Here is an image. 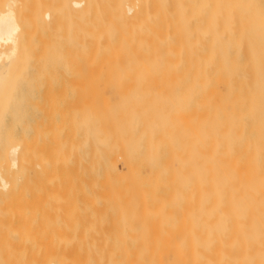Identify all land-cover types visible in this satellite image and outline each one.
Masks as SVG:
<instances>
[{
	"label": "bare ground",
	"instance_id": "6f19581e",
	"mask_svg": "<svg viewBox=\"0 0 264 264\" xmlns=\"http://www.w3.org/2000/svg\"><path fill=\"white\" fill-rule=\"evenodd\" d=\"M16 1L0 12V264H264V0H72V86L131 95L62 104V140L47 103L53 184L47 98L15 97Z\"/></svg>",
	"mask_w": 264,
	"mask_h": 264
},
{
	"label": "rangeland",
	"instance_id": "374dc122",
	"mask_svg": "<svg viewBox=\"0 0 264 264\" xmlns=\"http://www.w3.org/2000/svg\"><path fill=\"white\" fill-rule=\"evenodd\" d=\"M7 1L8 0H0V12L5 10V8H6V5L5 4H6ZM71 1L72 0H18V1H16L15 4L12 5V9H13V11L15 13L16 18H18V22H19L20 30H21V36L19 38L20 39V41H19L20 43L18 44V45H20L21 50L20 49H18V50H19V52L21 51L20 53L22 55H24V53H25V55L23 57H21L22 58L21 59V65H20V61H19V63L18 62L15 63L16 61L13 63V65L16 64V67L19 65L18 66V70L15 68V66H13V69L15 68L17 70L16 72L19 71L18 74H17V76H16V78L13 80V82H15V84H16V86H15V91H16L15 97L20 98V99H23V98H25V99H31L30 102H33L32 99H34V101H36L35 99L40 100L42 98V100H40V101L37 100L39 102L38 105L40 104V102L44 103L43 102V97H44V99L47 98V100L45 102L46 105L49 102H52L51 104L53 105L54 99H57V98H58L57 101L58 100L60 101V98L61 99H64L65 98L64 100H61V101L64 102L65 100H70L72 102L71 97L72 96L74 97L75 96L74 94H78L77 93L78 91L77 92L74 91V88L76 87L75 88V90H76L79 87L77 89L79 91L83 89V84L81 86L80 85H77L76 86V84H75V85H73L74 88L72 86V79L74 80V75H73L74 74L73 73L74 70H73V65H72V59H71V62H69L70 61L69 58H72L70 56L72 55L71 52H72V48L74 46V37H75V33L73 32V30H74L75 25L77 24V20L76 19H78V14L76 13V11H74V7L72 6V2ZM257 7L258 8H256V13L261 17V19H264V10L260 9L259 6H257ZM45 11H49L50 13H52V16L56 19L54 22H52L51 25L49 24V26L48 25H45V23L43 21L44 20V12ZM68 51L70 53H68ZM22 52H24V53H22ZM20 53L17 54V57H16L17 59L16 60H18V55ZM64 53L65 54L67 53L68 56L64 55ZM64 56L67 57V58H64ZM63 58H64V60H63ZM65 59H67L66 63H68L67 64V68L69 67L68 69H70L71 71H69V70L66 69V63H64L65 62ZM19 60H20V58H19ZM15 69H14V71H15ZM68 72H71V73L68 74ZM12 73H13V70H12ZM15 74L16 73H14V77H15ZM12 79H10V80H12ZM7 81L9 82V80H7ZM11 83H12V81H11ZM84 85H85L84 86V90L85 89L86 90L85 91L84 90L83 91H80V94H79L80 96L78 95L80 101H78L79 100L78 97L75 96L78 100L73 101L72 102L73 104L72 103H69V101H65L64 103H59V101H58V102H56V105L54 104L55 107L56 106L58 107L61 104V106L59 108L60 111H61V114H60V111L57 108H56V110L59 111V112L55 111V113L56 112L59 113V115L56 113L59 116V118L54 119L55 118L54 116H56L55 113L52 114L53 117H51L52 120H55V124L57 122H59V120L61 121V122H59V127L65 126L67 122L70 123V121H71L68 116H66V118L68 117V119H69L67 122H66L67 119H65V118L60 119V115L62 116V113L63 112L64 113L65 112H68V110H66V109H68V108L74 109L73 107H74V105L76 107L77 106V103L79 105L80 104L81 105H87L88 102H91V100L88 101V98L89 97L92 98V99L96 98V100H100L101 98H103L101 96V94L103 96L108 95V97H111V98L113 97V96H111L112 90H109L110 89L109 86H105V85H101V86H99V85L97 86L96 85L95 86V85H90L89 84L90 85V87H89V85L88 86L86 84H84ZM91 86H92V89H101V88L104 89L105 88L107 90L105 91V93L96 92V93H98V94H96V93H94V91L91 93L90 92ZM127 86L129 87V85H127ZM127 86L126 87L124 86V87L125 88H128ZM132 86H134V85H132ZM132 86H130V87L132 88ZM94 87H96V88H94ZM134 87L135 88H141V87L142 88H145V87L148 88L150 86H139L138 85V87H137L135 85ZM51 92H53L54 94H56V96L53 95L54 97H52L51 95L53 93H51ZM73 92H74V94H73ZM88 92L91 93V94L94 93L93 94V97H91L90 96L91 94H88ZM150 93L149 94H146V95H148V101L151 100L150 102H153L156 99L158 100V98H156V99H154V98L155 97H158L159 94H157L155 92H152V91ZM87 94L89 95L88 98L86 96ZM95 94L98 95V96H101V97H97ZM112 94H114L113 99L114 98L115 99H118V97L119 98H124V97L127 98L129 95H131V93L130 92L128 93V91H127V93L125 92V94L123 93L125 96L121 92H120V94L119 93L116 94L115 91H113ZM126 94H128V95H126ZM139 94H141V93H139ZM142 94H144V93H142ZM65 95H67V96H65ZM82 95H84V96H82ZM174 95H175V93L172 92L171 93V96L175 97L176 95L175 96ZM115 96H117V98ZM152 96H153V98H152ZM67 97H69L70 99H68ZM50 98L52 100H50ZM98 98H100V99H98ZM104 98L109 99V98H107V96H105ZM111 98H110V101L112 102L113 99L111 100ZM48 100H50V101H48ZM33 104L34 103H32V104L29 103V106L32 105L31 107H33V108H31L33 110L30 109L31 110L30 111L31 115H32V111L34 112V110L36 109V108H34V106L36 105V103H35V105H33ZM62 104L67 105L68 108L63 107L64 105H62ZM42 106L45 107L46 110H44V108H41V109H43V111L42 112H40V110L38 111V112H40L41 115L36 116L39 113H37V114L35 113L34 116L37 117V118H39V117L42 118L43 117V120L41 119V122L43 121L44 123H45V119H46V121H48V119H49V121H51L52 124H50L49 121H48L46 123L47 126H45V125H43L44 123L42 122L43 123V124L41 123V125H43L42 126L43 127L42 129L41 128H38V127H35L34 125L37 124L39 121L38 122L36 121V123L34 122L33 124L30 123V121L33 122L35 120H39L40 118L39 119H35V117H33L34 119L31 118V120L29 121V124H30L29 126L30 127L32 126V129H33L32 132H35L36 133V129H41V131L40 130L37 131V132H40V134H41V132L45 130L44 128H47V127L50 128V129L49 128L46 129V130H50V133L51 132L54 133L55 130H59L60 131V128L58 127V124H57V126H55L54 123L52 122V120L50 119V116L51 115H50L49 111L51 109L48 110V113H47V109H49V106L48 105L47 106L42 105ZM54 106H53V108H54ZM71 106H72V108H71ZM35 107H37V105ZM62 107H63V109H62ZM50 108H52V106ZM54 109H53V112H54ZM43 113L45 115H47V116H45ZM69 113H70V110H69ZM69 113H68V115H69ZM65 115H66V113H65ZM65 115L62 116V117H65ZM58 116H56V117H58ZM44 117H47V118H44ZM64 121L66 122L65 124H64ZM69 123H67V126L65 127L66 129H64V127L61 128V132L63 134L62 133L60 134V132H59V135H61V138H60L61 140L64 137L66 138V136L64 134L68 135L67 133H69V132L66 131L67 129H69V127H68L69 126L68 125ZM52 125H54V129L55 130L53 129V126ZM39 127H41L40 124H39ZM57 127L59 129H57ZM34 128H36V129H34ZM51 129H52V131H51ZM53 130H54V132H53ZM68 131L71 132V130H68ZM28 132L32 133L31 130H28ZM43 133H47L48 135H46V136H48V138L45 135L43 136L42 135ZM43 133L41 134V136H43L44 140L42 141L43 138L40 136L42 138V139L40 138V140H41L40 143H42L43 146H44V143L47 142L45 144V147H44L45 150L42 149V150H44V152L41 151V149H39V147H40L39 145L37 147L38 149L36 148L35 145H37V142L34 145V142L32 143L30 141V139H31L30 137H33L35 135L32 138V140H33L37 135H39V133L34 134V135L32 133L33 136H31V135L28 134L30 136L29 137L30 138L29 139V141H30L29 144L31 145V143H32V146L33 145L35 146V147L33 146V149L36 148L35 151L38 150V152H39V150H40V152H43V153H41L42 154L41 155L37 151H36V153H34V150L31 149L32 150L31 152L34 153V154H33V158L31 157L30 159L31 160H34V158L36 159V157H38V154H39V156L41 155V158H42V156L44 157V159L43 158L41 159L42 161L43 160L44 161H47L48 160V162H45V163H47V164L48 163H51V165H52V162L55 163L54 162L55 161V157L52 156L51 154L54 153L55 149H56V151H57V149L59 150L60 147L57 148V146H59L61 142L59 143V141H56V139L58 140V137L55 139V136H59V135L56 134V132L54 133V134H56L55 136L53 134L50 135V133L49 132H46V131H44ZM63 135H64V137H63ZM52 136H54V138H52ZM125 136H126V134H125ZM45 137L47 139H45ZM37 139L39 140L38 137H37ZM49 140H50V144L49 145L51 147L50 146H47ZM53 141H55V144L53 143ZM56 142L59 143V145ZM40 143L38 142V144H40ZM30 145H29V147H30ZM62 146H63V144H62ZM47 147H50V148H52L54 150L51 153L50 152H46L45 153L46 150L47 151L49 150V148L46 149ZM47 153H49V154H47ZM56 153H54L55 156H56ZM59 153H60V151H59ZM47 155H48V157H47ZM34 156H36V157H34ZM51 157L54 158V161H50V159L53 160ZM42 161H40V162H42ZM56 161H57V159H56ZM31 163H32V161H31ZM36 163L37 162L35 161V164ZM39 163H38V166H36L34 163L33 164L36 167L40 168L39 165H41V164H39ZM45 163H44V166L47 167ZM116 163H117L116 164V168H117L118 173L121 176H125L126 173H127V169H125V167L121 164V162H119L120 164L118 162H116ZM56 164H57L56 166L59 165V163H57V162H56ZM34 165H33V168L35 169V175H34L35 177L33 175H31L33 173L30 172L31 173L30 174V181H31V179L33 177H34V179L35 178L39 179V177H38L39 175H36V173L38 172L37 171L38 169ZM51 165H49V168L47 167L50 170V172L49 171L47 172L46 171L47 168H46V170H45L46 173H44V168L45 167L42 166L44 168H43V171L39 169L40 175H41V172H43V174H45V176H48L49 175V177H51L52 175L58 174L57 172H59V170H58L59 167L57 168L56 166L52 165V168L55 170L53 172L52 169L50 168ZM53 166L56 167L57 169H55ZM33 168H31V171L34 172ZM50 174H52V175L50 176ZM41 176H40V178H41ZM49 177H46V178L49 179ZM34 179H32V184H33V180ZM130 179H136V176H134V177L131 176ZM51 180L52 179H49V181L48 180L47 181L48 182H52V184H53L54 183V180H56V179L53 177V181H51ZM31 186H33V185H31ZM47 186H46V189H49L50 187H47ZM49 186H51V185L49 184ZM54 186H55V184H54ZM52 188H55V187H53V185H52L50 189H52ZM31 189H33V187ZM32 191H30V193H33ZM88 208H87V210H88ZM87 210H85V211H87ZM89 210L92 211L91 208ZM89 210H88V212H90ZM183 223H184V221L182 220L181 221V225H183Z\"/></svg>",
	"mask_w": 264,
	"mask_h": 264
}]
</instances>
